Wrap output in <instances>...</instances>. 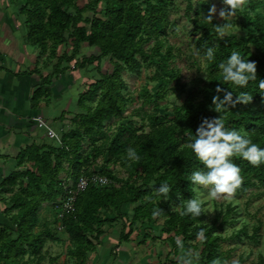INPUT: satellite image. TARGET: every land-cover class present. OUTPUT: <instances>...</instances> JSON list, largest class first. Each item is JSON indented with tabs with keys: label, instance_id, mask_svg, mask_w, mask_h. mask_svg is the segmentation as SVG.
I'll return each instance as SVG.
<instances>
[{
	"label": "trees",
	"instance_id": "obj_1",
	"mask_svg": "<svg viewBox=\"0 0 264 264\" xmlns=\"http://www.w3.org/2000/svg\"><path fill=\"white\" fill-rule=\"evenodd\" d=\"M244 1V14L253 26L261 28L264 16L257 14L252 18L248 11L257 9L262 1ZM187 2L186 13L191 16L194 3ZM201 3L207 9V0ZM171 4L172 0H86L79 6L77 0H27L22 6L27 41L40 49L39 59L45 56L44 65L52 68L50 74L41 76V84L31 97L33 108L41 100L51 99L49 87L55 77L91 65L98 77L79 94L77 103L83 111L71 118L70 129L60 132V142L27 145L17 155V166L21 169L2 180L0 197L6 204L3 213L7 222L0 223V264H41L46 259L49 264H59L58 256L47 257L44 252L45 244L57 238L47 222L37 230L40 209L44 203L55 207L65 196L66 178H73L75 184L81 175L94 174L107 178L108 182L91 181L78 194L74 211L65 213L63 218L58 217L55 208L56 227L61 225V230L67 231L74 264H88L90 252L105 234L104 226L117 229L121 225L118 236L121 245L129 242L135 223L151 224L161 217L165 218L161 232L172 234L171 242L177 251L178 238L182 237L190 247L197 240L196 232L204 228L206 240L200 261L211 264L217 257L226 261L220 251V242L226 237L215 232L228 221L232 208L227 209L219 224V217L207 223L204 212L199 217L180 215L187 200L196 197L191 173L203 166L187 145L204 117L220 115L227 127L246 129L253 142L264 147V89L258 86L259 80H264V37L250 30L248 39L253 41V48L236 36H224L214 43L210 39L214 22L195 20L197 29L203 31L198 40L203 55L208 47L216 49L215 60L208 61L204 56L208 83L176 106L173 117L153 116L148 132L127 123L110 132L105 124L122 116L132 101L127 94L124 72L140 73L143 65L152 64L155 66L152 80L160 82L161 87H166L171 80L180 81L181 73L173 61L172 50L162 51L163 43L159 40L170 25ZM86 12L92 14L89 16ZM153 38L156 42L145 46ZM85 44L94 47L96 52L82 54ZM233 50H240L256 62L257 80L249 81L243 88L223 81L219 68L220 62ZM105 58L113 66L111 71L102 70ZM217 85L232 90L233 99L240 92H248L253 99L218 113L212 105ZM219 95L222 98L224 93L221 91ZM130 147L137 151L139 160L128 158ZM99 158H103L101 162ZM232 159L241 168L243 177L236 191L245 192L258 184L264 185V163L256 166L239 157ZM117 164L124 166L126 176H119L122 172ZM63 172L65 178L61 175ZM164 182L172 185L167 199L157 192ZM175 204L180 205V210L173 209ZM154 210H158L155 216ZM246 230L244 227L236 235H248ZM258 230L259 226L255 227L250 236L254 241L258 239Z\"/></svg>",
	"mask_w": 264,
	"mask_h": 264
},
{
	"label": "rangeland",
	"instance_id": "obj_2",
	"mask_svg": "<svg viewBox=\"0 0 264 264\" xmlns=\"http://www.w3.org/2000/svg\"><path fill=\"white\" fill-rule=\"evenodd\" d=\"M261 1L262 4L257 9L248 11L252 18L257 14L264 16V0ZM77 2L79 6H83L86 0H77ZM187 3V0H172V4L169 6L170 25L168 31L165 35L159 37L160 42L163 43L161 50L165 51L167 48L172 50L173 61L181 73L180 81L171 80L166 87H161L160 82L152 80L155 68L152 64L143 65L140 73L124 72L123 76L128 84L127 94L132 98V101L128 104L122 116L106 121V128L110 132H113L117 126L126 123L138 128L140 131L148 132L151 129L150 123L153 116L167 115L173 117L176 106L183 104L188 95L194 90H201L208 83L209 76L206 70V62L198 41L203 31L197 29L194 21H204L208 10L215 4L217 7V12L213 18L215 28L211 31L210 39L216 43L217 39L220 38L216 32V24L226 23L219 16L220 10L225 5L222 0H207L208 7L206 9L201 0H193L195 10L191 16H188L186 13ZM245 5L246 2L243 0L242 7L230 18L234 31L225 36H236L244 39L253 48V41L248 39L249 31H256L258 36L264 37V25L261 28H256L250 23L248 17L244 14ZM91 14L92 12H86V15L90 16ZM154 42H156L155 38L145 46L152 45ZM93 52H96L94 47L84 45L82 54L89 55ZM156 58L158 59V56ZM112 68L109 59L105 58L103 72L111 71ZM67 75L62 76L60 79V81L63 80L62 84L64 83L62 94L66 96L56 104L58 107L62 106V110H64L56 119L60 120L57 126L54 127L58 137L55 136L52 140H49L52 142H60V133L57 132L58 125L62 124V130L71 128V118L77 112L83 111L77 103L79 94L85 91L88 84L98 77L94 65L88 66L86 69L74 68L73 71H68ZM65 83L69 88L65 86ZM59 84L61 85V82ZM158 94L162 97H159ZM102 159L99 158L98 161L101 162ZM118 165L117 167H119ZM119 169L122 172L119 176L124 177L127 175L124 166L119 167ZM61 175L63 178L66 177L64 172ZM72 182H74V179L70 178L68 183L71 184ZM211 187L196 185V197L201 198L204 202L205 221L209 224L217 217H219L217 224L222 223L227 209L232 208L228 221L215 232V234L226 237V240L220 242V251L225 254L227 264H233V261L238 262V264H260L261 260L264 261V185L258 184L250 187L245 192L235 190L232 194H218L216 198L210 196ZM173 209L180 210V205L175 204ZM55 211V207L48 203H44L40 209L37 230L41 229L43 223L47 222L57 238V240L48 241L45 244L44 252H46L47 257L51 255L58 256L59 264H74V259L69 254V247L72 245L71 240L66 230H59L56 227ZM164 220L165 218L161 217L155 218L154 223L151 224L140 225L135 223L133 226L134 231L129 237V242L132 241L133 243L121 244L128 247L123 259L120 257L122 248L118 240L121 225H118L117 229L104 226L105 234L101 236V240L96 243L95 248L90 252L88 264H98L100 262L102 264H182V252L180 249L177 251L173 247L170 237L172 234L161 232V225ZM258 226V239L254 241L250 236L253 235L255 227ZM244 227H246L248 235L241 233L238 237L236 234L241 232ZM179 239L183 240L182 237ZM203 242L195 240L190 247H187L184 242L185 250L191 248L201 253ZM110 247L111 251L109 250ZM105 257L109 258L108 261ZM111 259L113 260L112 263ZM41 264H49L48 259ZM199 264L204 263L199 261Z\"/></svg>",
	"mask_w": 264,
	"mask_h": 264
},
{
	"label": "clouds",
	"instance_id": "obj_3",
	"mask_svg": "<svg viewBox=\"0 0 264 264\" xmlns=\"http://www.w3.org/2000/svg\"><path fill=\"white\" fill-rule=\"evenodd\" d=\"M225 5L219 12L226 23L216 24V32L220 38L234 31V26L230 23V18L235 15L243 5V0H222ZM217 12L215 4L208 10L205 16L207 22H213L214 15ZM208 61L216 58L215 47H208L204 52ZM219 68L222 70V79L230 82L239 88L246 87L249 81L257 80L256 62L242 55L240 50L231 51L226 60L220 62ZM260 89H264V80H259ZM217 94L212 97L213 109L222 113L229 106H235L237 103L247 104L253 99L248 92H240L233 99L234 92L229 88H222L217 85ZM224 95L221 98L220 92ZM188 148L191 149L196 159L203 165L191 173L190 181L194 185L212 186L210 189L211 198H216L218 194H232L241 185L243 177L241 168L232 159L239 157L249 161L251 164L259 166L264 163V147L253 142L246 129L229 128L226 121L220 115L217 117H204L195 131V135L190 138ZM130 160H139L140 156L134 148L127 150ZM172 185L168 182L161 183L157 188L158 194L165 199L168 198ZM204 212V202L199 197H191L180 210V215L191 214L199 217ZM158 214V210L153 211V216ZM196 239L203 242L206 240L205 229L200 228L196 232ZM177 247L182 252V264H199L200 253L195 249L185 250V244L182 239L176 240ZM211 264H227V261H221L219 257L213 259ZM233 264L238 262L233 261Z\"/></svg>",
	"mask_w": 264,
	"mask_h": 264
},
{
	"label": "crops",
	"instance_id": "obj_4",
	"mask_svg": "<svg viewBox=\"0 0 264 264\" xmlns=\"http://www.w3.org/2000/svg\"><path fill=\"white\" fill-rule=\"evenodd\" d=\"M26 1L0 0V184L11 172L21 169L17 166V155L24 147L33 142H52L50 131L56 132L54 127L60 121L56 119L64 110L56 104L66 96L62 94L64 83L60 79L68 76V72L53 78L49 101L41 100L36 108L32 107L31 97L41 84V76L50 74L52 68L44 65L45 56L39 59L40 49L27 41L25 16L20 11ZM58 126L60 133L62 124ZM5 207L0 197V223L7 222ZM125 244L120 245L122 259L128 250Z\"/></svg>",
	"mask_w": 264,
	"mask_h": 264
},
{
	"label": "built area",
	"instance_id": "obj_5",
	"mask_svg": "<svg viewBox=\"0 0 264 264\" xmlns=\"http://www.w3.org/2000/svg\"><path fill=\"white\" fill-rule=\"evenodd\" d=\"M39 119L41 120V117H39ZM41 123L45 125V122L43 120H41ZM50 136L58 137V135L52 130L50 131ZM68 181H70L69 177L66 178V180L64 181L65 196L62 199H60L55 205L59 218H63L65 213L74 211L75 202L78 194L84 191L88 187L91 181L100 182L101 184H105L108 182L107 178L96 174L91 176L81 175L75 184H73V182L69 184ZM58 229L61 230L62 226L59 225Z\"/></svg>",
	"mask_w": 264,
	"mask_h": 264
}]
</instances>
